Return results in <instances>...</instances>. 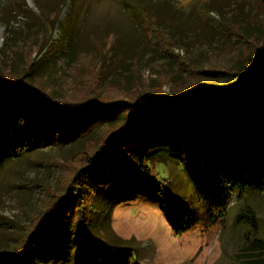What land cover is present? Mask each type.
Returning a JSON list of instances; mask_svg holds the SVG:
<instances>
[{"label": "rangeland", "instance_id": "374dc122", "mask_svg": "<svg viewBox=\"0 0 264 264\" xmlns=\"http://www.w3.org/2000/svg\"><path fill=\"white\" fill-rule=\"evenodd\" d=\"M151 27L174 44V56ZM233 30L264 38V0H0V70L19 72L32 62L50 75L62 73L64 87L86 80L102 82L104 93L124 100L171 97V87L194 85L202 68H245ZM164 80L170 83L160 87ZM206 129L194 125L181 136L187 142L148 149L157 179L170 188L168 200L98 192L89 230L109 251L76 245L61 231L47 239L35 264H242L247 254L256 257L253 224L236 216L250 203L264 240V195L233 192L219 167L242 151L239 136L224 139ZM254 137L264 150V123ZM73 147L39 146L0 163V251H10L51 206V193L79 162L69 161ZM8 153L0 141V161ZM243 154L256 156L250 147ZM119 247L131 251L117 259Z\"/></svg>", "mask_w": 264, "mask_h": 264}, {"label": "trees", "instance_id": "16d2710c", "mask_svg": "<svg viewBox=\"0 0 264 264\" xmlns=\"http://www.w3.org/2000/svg\"><path fill=\"white\" fill-rule=\"evenodd\" d=\"M143 23L151 25L147 20ZM150 29L161 47L174 56L170 55L174 53L170 39L160 29ZM232 34L235 45H240L241 58H247L245 68L227 64L214 66L217 70L202 68L194 85L171 87V97L162 92L124 100L104 93L102 82L95 85V81L86 80L64 87L62 73L60 77L50 75V70L40 71L32 62L19 72L0 70V141L9 149L0 163L49 145H74L69 161H79L73 174L57 183L59 189L50 195L51 206L27 234L10 251H0V264H35L47 239L61 235V231L73 236L76 245L82 241L109 251L110 246L89 230L98 192L103 191L102 196L148 194L161 202L168 200L170 188L157 179L148 149L153 150L161 141H186L181 136H189L194 125L197 129L205 125L206 131L224 139L236 133L242 151L219 169L242 198L248 193L264 195V150L254 137L264 123V38L252 40L254 36L235 30ZM164 82L170 83L164 80L160 87ZM245 147L256 156L245 157ZM236 219L253 224L250 238L258 250L254 258L247 254L242 264H264V240L258 236L256 209L246 203ZM182 230L176 232L181 234ZM130 251L119 247L115 258Z\"/></svg>", "mask_w": 264, "mask_h": 264}]
</instances>
